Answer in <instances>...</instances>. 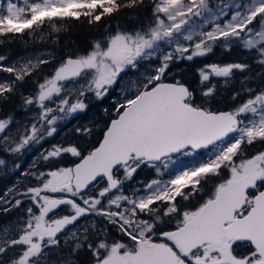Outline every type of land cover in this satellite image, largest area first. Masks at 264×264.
<instances>
[{
	"label": "snow or ice",
	"instance_id": "6c2138e0",
	"mask_svg": "<svg viewBox=\"0 0 264 264\" xmlns=\"http://www.w3.org/2000/svg\"><path fill=\"white\" fill-rule=\"evenodd\" d=\"M78 25L84 48L47 47ZM16 40L45 48L0 54V170L39 155L0 195V264H264V0H0ZM217 48L246 59L173 73Z\"/></svg>",
	"mask_w": 264,
	"mask_h": 264
},
{
	"label": "trees",
	"instance_id": "16d2710c",
	"mask_svg": "<svg viewBox=\"0 0 264 264\" xmlns=\"http://www.w3.org/2000/svg\"><path fill=\"white\" fill-rule=\"evenodd\" d=\"M97 33L95 30H89L86 26H76L70 29L67 33H61V40L59 43L55 45H48L47 47L49 49H54L55 54L57 56L62 55L65 51H73L72 48H67L66 46L71 43L75 42L77 46L82 49L85 47V44L94 36H96ZM44 49L45 45L36 43L33 44L31 41L25 43L21 40H16L15 42L11 44H4L0 45V54L8 55L10 59H14L21 55H28L31 54L33 49ZM246 59V55L240 50V49H233L232 51H225L223 49L217 48L214 50L212 54H209L207 57H201L196 58L193 61H183L180 64H178L176 67L173 68V73L179 75L182 79L186 80L189 84L195 85L198 79V73L197 70L201 67H203L205 64H212V63H218V64H227L231 62H238V61H244ZM110 97V96H109ZM112 98V97H111ZM108 98L104 99L102 102L97 101L95 99H92L89 102V111L86 114H79L78 118L75 119V127H73L71 130H69L70 134V143L76 142L77 137L74 135V129L76 127L83 126L85 122H89L92 117L95 115L98 117L97 119L104 118V113L102 112L103 108H108L111 110V105L109 104ZM22 117L18 116L17 119L21 120ZM69 135V134H68ZM65 140H60V142H63ZM80 144L84 143L83 139H79L78 141ZM68 144V143H67ZM28 156L26 154L24 156H21L19 158V162H22L20 164L27 165L26 162L28 161ZM22 165V166H23ZM9 167H12L13 164L10 161ZM22 171V168L20 169ZM150 178L151 173L149 170L145 169L144 171L140 172L137 178ZM6 180V184H9V186H14L21 183H27V180L22 178L20 176L19 170L17 171H6L5 173L0 174V185L2 184V181ZM17 215L16 210H13L10 214H4L3 212H0V223H5L9 221L12 217Z\"/></svg>",
	"mask_w": 264,
	"mask_h": 264
},
{
	"label": "rangeland",
	"instance_id": "374dc122",
	"mask_svg": "<svg viewBox=\"0 0 264 264\" xmlns=\"http://www.w3.org/2000/svg\"><path fill=\"white\" fill-rule=\"evenodd\" d=\"M29 55V54H28ZM24 56H26V55H24ZM19 57H23V55H21V56H18V57H16V58H14V59H12V60H15V59H17V58H19ZM0 75H5V74H0ZM129 78H125V80L127 81ZM131 79H134V78H131ZM112 97V98H111ZM118 98H120V90L119 89H117L116 91H114V92H112L111 93V95H110V97H108V100H110L109 101V104L110 105H112L113 103H114V100L115 99H118ZM20 117H22L21 118V120H24V119H28L29 117H24V116H20ZM93 118H98V117H96L95 115L92 117V119ZM75 119H70V120H68V121H65L64 122V124H63V126H61V128L59 129V131H58V133L57 134H55L53 137H51V138H49V140H48V142L47 143H45L44 145H43V148H50L51 147V145L52 144H56V143H63V144H67V143H70V134L72 133H70L69 132V130H71L73 127H75L74 125H75ZM89 122H85V124L84 125H87ZM83 125V126H84ZM69 134V135H68ZM65 140V141H63V142H60V140ZM38 148H39V146H37V148H34L31 152H29V153H27L26 154V156H28V161L26 162V164L27 165H23V164H21V168H22V171L24 170V169H27L28 167H29V165L32 163V161H33V159L34 158H36L38 155H39V151H38ZM190 159V158H189ZM187 162V160H185V163ZM20 163H22V162H20ZM17 171L16 169H14V167L12 166V167H7L6 169H4V170H0V174L1 173H5L6 171ZM21 171L19 170V173H20ZM143 178H144V176H143ZM143 178H141V177H139L138 179H143ZM7 182H6V180H3L2 181V184L0 185V195H3L9 188H11V187H13V186H9V184H6Z\"/></svg>",
	"mask_w": 264,
	"mask_h": 264
},
{
	"label": "flooded vegetation",
	"instance_id": "af4514ba",
	"mask_svg": "<svg viewBox=\"0 0 264 264\" xmlns=\"http://www.w3.org/2000/svg\"><path fill=\"white\" fill-rule=\"evenodd\" d=\"M139 177H141V176H139ZM138 179V178H137Z\"/></svg>",
	"mask_w": 264,
	"mask_h": 264
}]
</instances>
